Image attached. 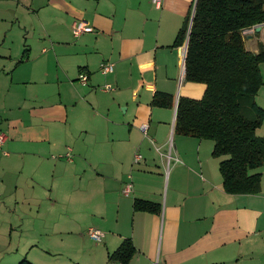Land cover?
<instances>
[{
    "label": "crops",
    "instance_id": "obj_1",
    "mask_svg": "<svg viewBox=\"0 0 264 264\" xmlns=\"http://www.w3.org/2000/svg\"><path fill=\"white\" fill-rule=\"evenodd\" d=\"M195 1L0 0V15L22 5L33 16L12 26L25 39L33 28L40 47L35 57L28 47L16 59L0 54V221L10 237L4 250L23 254L15 264L49 263L21 238L32 207L36 218L48 209L59 232L79 242L82 254L68 264H121L108 255L124 239L136 248L128 264H264V167L260 192L226 193L214 142L176 133L179 98L200 99L206 88L185 80L184 44H175ZM80 19L94 31L74 36ZM259 42L264 23L244 40L253 52ZM103 62L114 71L103 74ZM155 93L171 94L174 106H153ZM256 102L264 109V84ZM68 148L72 160L63 157ZM135 199L159 203L160 213L135 211ZM90 228L104 233L101 244L88 247Z\"/></svg>",
    "mask_w": 264,
    "mask_h": 264
},
{
    "label": "trees",
    "instance_id": "obj_2",
    "mask_svg": "<svg viewBox=\"0 0 264 264\" xmlns=\"http://www.w3.org/2000/svg\"><path fill=\"white\" fill-rule=\"evenodd\" d=\"M191 22L185 80L206 88L200 99L179 98L176 133L214 142L212 155L225 157L219 171L226 193H258L262 172L252 170L264 167V136L256 132L264 123V109L256 102L264 84V45L258 43V52L248 50L243 31L264 23V0H196ZM187 30V24L179 30L176 45L184 43ZM151 104L173 107L174 97L155 93ZM133 208L160 213L161 205L135 199ZM135 253L132 240L124 239L108 261L128 264Z\"/></svg>",
    "mask_w": 264,
    "mask_h": 264
},
{
    "label": "rangeland",
    "instance_id": "obj_3",
    "mask_svg": "<svg viewBox=\"0 0 264 264\" xmlns=\"http://www.w3.org/2000/svg\"><path fill=\"white\" fill-rule=\"evenodd\" d=\"M33 20V16L25 13L24 7L22 5H19L18 9L14 8L9 14L2 13V15H0V54L12 55L13 58L16 59L18 56H21L25 49H27L26 47H28L30 49L29 53L31 54V56H38L40 47L37 46L38 41L36 40L35 31L33 30V28H30L29 26L27 27L28 38L25 39L23 38V32H20L22 30H19L17 26H12L13 24L19 22L23 23L30 21L31 23H33ZM7 34L11 35H9L7 40H2ZM261 130L262 131H258L259 134L257 133L259 136H263L262 133H264V123ZM156 148L158 159L161 160L162 158H164L160 156V153L162 151L158 147ZM0 149L4 150L6 148L1 146ZM56 157L57 156H55V158ZM258 170L261 169H255L252 171ZM31 209L32 218H26L23 229L24 235L22 234L21 238L23 239L24 243H35L37 245L33 249V256H44L49 262L48 264H68L67 262L70 258V254L72 256L82 254V252H76L81 250L80 247H78L79 242L75 241L72 235L60 233L57 228L60 223L57 222V220H53L47 217L48 209H46L45 207L42 208L41 218L35 217V207H32ZM4 210L5 208L0 205V217L5 218ZM51 215L53 217H57L58 212L55 210ZM3 227L6 229L5 223L0 221V264H15V259L22 257L21 255L23 254L20 251L6 252L4 250L5 248H3V245L7 243L10 237L7 231L3 229ZM87 231L85 230L83 234H85L84 238L88 243V247H90V245L101 244L103 242L104 239L99 243L91 239L88 236ZM79 263L84 264L85 262L81 261ZM73 264L76 263L73 262Z\"/></svg>",
    "mask_w": 264,
    "mask_h": 264
},
{
    "label": "built area",
    "instance_id": "obj_4",
    "mask_svg": "<svg viewBox=\"0 0 264 264\" xmlns=\"http://www.w3.org/2000/svg\"><path fill=\"white\" fill-rule=\"evenodd\" d=\"M152 1L157 7H159L162 0H152ZM93 31H94L93 26L91 24H89L88 22L82 20V19L76 20L72 25V32H73L74 36H80L83 33H88V32H93ZM252 32H254V27L244 30L243 34L246 36L247 34H250ZM183 49H184L183 56H184V58H186V52H185L184 45H183ZM100 70L103 74L112 73L114 71V64L112 62H103L100 64ZM78 79L82 84L85 85L88 82V75L86 73H81L79 75ZM112 90H113V86L111 84H106L103 87V91H112ZM146 129H147V127L145 125L141 126V130L144 133L146 132ZM6 139H7L6 134L4 132H0V147L3 146ZM53 157H55V156H53ZM63 157L66 158L67 160H72V153H71V150L69 148L67 149V152L65 154H63ZM166 157L168 158V162H169L171 155L170 154L166 155ZM141 158H142L141 154L137 153L134 156L133 162L138 163L141 160ZM132 191H133V183L131 181H129L125 184V186L123 188V194L129 195L132 193ZM87 234L91 239H93L97 243L101 242L103 240V237H104V233L98 229H95V228L88 229Z\"/></svg>",
    "mask_w": 264,
    "mask_h": 264
},
{
    "label": "water",
    "instance_id": "obj_5",
    "mask_svg": "<svg viewBox=\"0 0 264 264\" xmlns=\"http://www.w3.org/2000/svg\"><path fill=\"white\" fill-rule=\"evenodd\" d=\"M194 7H195V5H194ZM191 23L192 22H190L188 33H187V36H186V39H185V42H184V47H185L186 54H187V48H188V41H189V33H190ZM261 28H262V24L254 26V32H259L261 30ZM249 37H252V36H249ZM175 106H176V109H177V105H175Z\"/></svg>",
    "mask_w": 264,
    "mask_h": 264
}]
</instances>
